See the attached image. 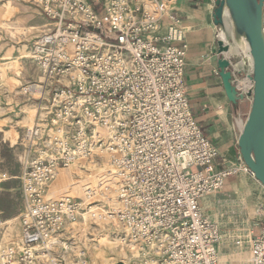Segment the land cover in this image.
Instances as JSON below:
<instances>
[{"label": "built area", "instance_id": "obj_1", "mask_svg": "<svg viewBox=\"0 0 264 264\" xmlns=\"http://www.w3.org/2000/svg\"><path fill=\"white\" fill-rule=\"evenodd\" d=\"M173 1L35 0L47 25L31 50L40 79L25 89L37 98L21 138L20 236L0 248V264H90L80 241L107 219L139 264H220L227 234L202 202L230 179L241 190L214 205L244 206L238 245L250 239V264H264V185L242 156L219 161L193 117L187 29ZM230 62L238 96L251 99L253 69L244 77ZM94 154L109 164L83 197L46 198L60 169Z\"/></svg>", "mask_w": 264, "mask_h": 264}, {"label": "rangeland", "instance_id": "obj_2", "mask_svg": "<svg viewBox=\"0 0 264 264\" xmlns=\"http://www.w3.org/2000/svg\"><path fill=\"white\" fill-rule=\"evenodd\" d=\"M46 25L47 21L38 10L35 0H0V220L2 222L0 248L11 244L20 236V215L23 210L19 179L23 151L21 138L24 129L33 122L36 114L35 98H37L34 92L27 93L25 89L40 79L39 69L34 59L21 57L24 54L31 56L34 41L46 30ZM17 27L33 30L30 32L20 30L12 34L11 29ZM224 27L225 23L222 19L219 33ZM226 30L227 34L231 35L229 29ZM235 35L238 39L239 34L236 30ZM232 39L231 35L229 43L234 44L237 49V53L234 54L229 50L232 54L230 55L232 61L235 64L241 63L240 66L244 72L249 71L250 63L245 50L243 48L239 50ZM70 50L73 51V48ZM90 170L93 171L96 168L90 167ZM193 170L196 171V168ZM96 173L88 174L96 179L98 176ZM3 174L6 175L5 179L2 178ZM87 178L91 177L87 176ZM95 181L92 179V183ZM78 183L74 184L80 185ZM230 184L232 187L237 186L235 179H230ZM71 187H64L61 191L71 192ZM231 194H233L231 188L225 186L219 192L205 197L202 209L207 216L218 220L223 232L227 234L220 248V264H250L247 250L251 244L250 239L245 246L244 243L242 246L238 245L240 238L244 242V206L236 204L237 206L233 205L222 212L219 206L214 205L216 201L223 200ZM52 197L48 189L46 198L53 199ZM76 197L82 196L77 195ZM11 221L14 222L10 224ZM259 232L258 228L255 229V236ZM121 238V230L106 220L88 226L84 238L80 241V246L88 248L90 264H139L137 253L123 246ZM104 240H106L105 243H112L114 247L111 249V244L104 246Z\"/></svg>", "mask_w": 264, "mask_h": 264}, {"label": "crops", "instance_id": "obj_3", "mask_svg": "<svg viewBox=\"0 0 264 264\" xmlns=\"http://www.w3.org/2000/svg\"><path fill=\"white\" fill-rule=\"evenodd\" d=\"M171 8L180 17L187 29L188 57L184 83L194 119L219 151V161L236 162L241 156L239 139L246 123L252 100L245 97L238 106L233 105L223 86L220 76L218 43H227L225 31L216 24L214 0H174ZM226 32V33H225ZM226 57L232 61V56ZM234 64V61H232ZM248 71H243V76ZM232 187L230 180L226 186L231 191L241 190L235 180ZM248 186L244 180V193Z\"/></svg>", "mask_w": 264, "mask_h": 264}, {"label": "water", "instance_id": "obj_4", "mask_svg": "<svg viewBox=\"0 0 264 264\" xmlns=\"http://www.w3.org/2000/svg\"><path fill=\"white\" fill-rule=\"evenodd\" d=\"M214 17L221 25L224 10L228 8L238 34H245L253 57V92L249 117L239 139L240 154L244 162L264 185V0H216ZM220 76L230 102L238 106L244 96H238L232 85L230 60L226 57L229 46L220 39L218 43Z\"/></svg>", "mask_w": 264, "mask_h": 264}, {"label": "bare ground", "instance_id": "obj_5", "mask_svg": "<svg viewBox=\"0 0 264 264\" xmlns=\"http://www.w3.org/2000/svg\"><path fill=\"white\" fill-rule=\"evenodd\" d=\"M223 19H224V23H225V27H227L231 33V35L233 36V42H236L239 50H241V48H243L245 50V54L247 56V58L249 59V63H250V69L249 71H251V69H253V57L250 51V44L245 36V34H239V38H236L235 35V25L234 22L230 16L229 10L228 8H226L224 10V14H223ZM8 26V25H7ZM221 29L222 31L226 28ZM9 29V28H8ZM20 30H24V31H32V28L29 29H22V28H15V29H11V33L14 34L15 31L18 32ZM226 33V32H225ZM220 34V33H219ZM230 34L225 35V38L227 39V44L229 46V50L232 51V53H237V49L235 48L234 44H230L229 43V39H230ZM232 38V37H231ZM239 41V43H238ZM231 42V41H230ZM228 52L226 53L227 56L232 55ZM245 56V57H246ZM28 58L30 57L31 59L33 58L32 53L31 56L24 54L21 58ZM248 64V63H247ZM241 63H238L236 65L237 68L239 69H243L241 66ZM241 85L244 86L245 88L250 87V80L249 78H244L240 81ZM109 164V156L106 154H94L90 157L84 158V159H79L75 162H72L68 168L65 169H60L57 172V176L55 178V180L49 185V192L50 195H52L53 199H62V198H66V197H76L77 195L79 196H84V192L85 189L88 185H96L99 180L100 177L102 176V174L104 173V171L106 170L107 166ZM101 166H103V168H101ZM90 167L96 168V170L91 171ZM101 172H98V171ZM92 172H97L96 175L97 178L95 179L94 176L88 174V173H92ZM91 177V178H87ZM92 179L96 180L94 183H92ZM73 182V183H72ZM79 182L78 184L80 185H76L74 183ZM74 184V185H72ZM67 186H72L71 187V192L69 191V188H67V191L69 192H62L61 189L62 188H66ZM76 195V196H75ZM118 202L115 198H113L110 202V207L111 208H117L118 207ZM106 221V220H105ZM108 222H112L113 225L117 228L120 229V226L118 224V222L115 219H107ZM14 221H11L10 224H12ZM106 240L103 241L104 246H107L108 244H111V249L114 247L112 246V243L108 242L105 243ZM121 244L127 248H129L131 250V252L135 253L134 250V246L132 244H126L123 239L121 238ZM133 254V253H132Z\"/></svg>", "mask_w": 264, "mask_h": 264}]
</instances>
